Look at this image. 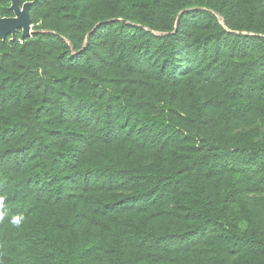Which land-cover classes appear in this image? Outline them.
<instances>
[{
  "label": "trees",
  "instance_id": "16d2710c",
  "mask_svg": "<svg viewBox=\"0 0 264 264\" xmlns=\"http://www.w3.org/2000/svg\"><path fill=\"white\" fill-rule=\"evenodd\" d=\"M27 1L0 264H264V0Z\"/></svg>",
  "mask_w": 264,
  "mask_h": 264
},
{
  "label": "water",
  "instance_id": "95a60500",
  "mask_svg": "<svg viewBox=\"0 0 264 264\" xmlns=\"http://www.w3.org/2000/svg\"><path fill=\"white\" fill-rule=\"evenodd\" d=\"M13 16H0V38L5 40L8 35L12 39L17 38V33L22 30V37L28 38L33 35L32 19L30 10L33 2L27 1L21 4V0H10Z\"/></svg>",
  "mask_w": 264,
  "mask_h": 264
},
{
  "label": "clouds",
  "instance_id": "9594fccd",
  "mask_svg": "<svg viewBox=\"0 0 264 264\" xmlns=\"http://www.w3.org/2000/svg\"><path fill=\"white\" fill-rule=\"evenodd\" d=\"M4 199V197L0 196V201H2ZM4 218V214L3 213H0V220H2ZM23 221V217L22 216H13L11 218V224L15 227H19L21 225Z\"/></svg>",
  "mask_w": 264,
  "mask_h": 264
}]
</instances>
